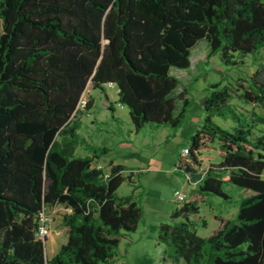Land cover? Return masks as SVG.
Here are the masks:
<instances>
[{
    "label": "trees",
    "instance_id": "trees-1",
    "mask_svg": "<svg viewBox=\"0 0 264 264\" xmlns=\"http://www.w3.org/2000/svg\"><path fill=\"white\" fill-rule=\"evenodd\" d=\"M0 23V264H110L137 228L133 170L111 163L105 172L96 162L109 148L76 132L93 105L90 96L81 107L87 91L98 89L114 113L106 92L114 84L136 133L147 124L175 131L189 98L186 87L176 93L171 69L190 66L199 40L206 58L231 66L264 49V0H0ZM234 90L263 116L238 109ZM201 108L176 162L189 189L158 239L174 262L264 264V131L254 133L264 124V61L246 86L211 84ZM83 143L89 153H75ZM212 150L219 160L205 164ZM126 179L134 186L121 195ZM227 186L238 188L235 216L216 215L200 236L192 215L210 195L229 200ZM55 205L69 210L61 217L67 239L47 258L36 231L41 210Z\"/></svg>",
    "mask_w": 264,
    "mask_h": 264
},
{
    "label": "rangeland",
    "instance_id": "rangeland-1",
    "mask_svg": "<svg viewBox=\"0 0 264 264\" xmlns=\"http://www.w3.org/2000/svg\"><path fill=\"white\" fill-rule=\"evenodd\" d=\"M207 53L206 40H199L191 49L190 66L185 69L175 67L171 69V73L181 82L176 93L186 87L189 98L180 126L175 131L169 127L156 128L147 124L136 133L127 107L120 109L118 106L112 113L105 107L107 102L98 89H91L82 96L81 107L90 96L93 105L81 115V125L76 130L77 134L89 144L109 148L102 159L105 170L107 160L113 159L115 163L131 168L135 183L140 185L134 193L143 211L142 218L134 231L121 237L117 255L110 264H186L183 260L174 262L167 257L165 245L158 239L160 226L171 220V212L179 205L174 195L175 191L185 192L189 189L183 175L176 169V162L183 147L188 145L191 134L202 123L204 111L201 108V101L210 85L219 83L220 86L229 85L233 89L238 83L246 86L251 74L264 61V49L247 55L244 62L236 66L225 65L217 54L206 58ZM106 92L113 102L116 99V87L108 85ZM237 94L234 90L231 101L243 113L250 115L249 110L261 112L259 107H251L244 103ZM213 121L224 129H232L233 123L229 118L214 116ZM261 128L262 124L257 123L254 133L260 134ZM85 150L83 144L75 148L78 153H85ZM203 156L206 158L205 164L217 163L219 160L215 150L205 152ZM128 174L129 171L124 172V175ZM133 186L134 184L126 179L119 187L118 193L130 194ZM227 189L230 193L229 200L210 195L200 204L199 214L192 215L198 225L197 233L200 236H206L216 226V215L235 216L239 203L238 188L227 186ZM46 211L52 217L51 232L45 237V252L47 258H50L67 239L61 217L69 210L57 205ZM51 234L57 237L54 241L49 237ZM163 256L166 260H163Z\"/></svg>",
    "mask_w": 264,
    "mask_h": 264
},
{
    "label": "built area",
    "instance_id": "built-area-1",
    "mask_svg": "<svg viewBox=\"0 0 264 264\" xmlns=\"http://www.w3.org/2000/svg\"><path fill=\"white\" fill-rule=\"evenodd\" d=\"M86 102L84 101L82 105H84ZM188 151L187 148H184L183 155L186 154ZM175 198L178 202L183 201L185 199V193L184 191L176 190ZM51 223H52V217L50 214L46 211V209H42L39 216V224L36 231V236L38 238H45L47 237L51 232Z\"/></svg>",
    "mask_w": 264,
    "mask_h": 264
},
{
    "label": "crops",
    "instance_id": "crops-1",
    "mask_svg": "<svg viewBox=\"0 0 264 264\" xmlns=\"http://www.w3.org/2000/svg\"><path fill=\"white\" fill-rule=\"evenodd\" d=\"M109 86H111V87H114V84H111V85H109ZM110 98V97H109ZM117 98H118V96H117V88H116V99L115 100H113V102H114V107H115V110L118 108V106H119V108L120 109H124L125 108V106L124 105H122V104H120V103H118L117 102ZM110 100V99H109ZM111 101V100H110ZM112 102V101H111ZM108 104V103H107ZM107 106V105H106ZM105 106V107H106ZM116 113V112H115ZM250 115L252 116V117H257V116H263V112H262V110H261V112H254L253 110H251L250 111ZM259 124H262V123H259ZM262 130H261V132H263L264 131V124H262V128H261ZM192 135V134H191ZM86 142L88 143V141L86 140ZM83 145H85V153H78L77 151H75V153H77V154H82V155H84V154H88L89 153V150L86 148V145L87 144H85V143H83ZM78 146H80V145H78ZM187 147V145L186 146H184L183 147V150H184V148H186ZM181 155H183V151H182V153H181ZM180 155V156H181ZM104 156H105V154L104 155H102L101 157H99V159L97 160V164H98V166H101L102 168H103V170L105 171V172H107V171H109V168H110V164L112 163V164H121V163H115V161L113 160V159H109V160H107V170H105V165H104V163L102 162V159L104 158ZM123 165V164H122ZM263 173V172H262ZM262 175V174H261ZM188 187V186H187ZM57 205H55V206H52V208H55ZM50 207H47V209H49ZM225 217H227V216H225ZM65 228V227H64ZM66 229V228H65ZM50 237V239L51 240H55L57 237L56 236H54V235H52L51 234V236H49ZM57 251H55L54 253H53V255L56 253ZM52 255V256H53ZM52 256H50V257H52Z\"/></svg>",
    "mask_w": 264,
    "mask_h": 264
}]
</instances>
